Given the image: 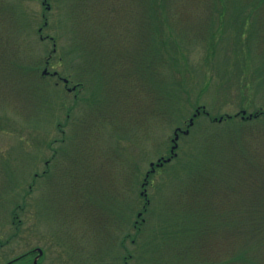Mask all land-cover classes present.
I'll return each mask as SVG.
<instances>
[{
    "label": "rangeland",
    "instance_id": "374dc122",
    "mask_svg": "<svg viewBox=\"0 0 264 264\" xmlns=\"http://www.w3.org/2000/svg\"><path fill=\"white\" fill-rule=\"evenodd\" d=\"M241 110L262 112L241 141L264 162V0H0V240L17 227L20 253L39 206L84 205L91 237L60 263L259 264L233 234L241 193L209 164L239 154L238 124L214 119Z\"/></svg>",
    "mask_w": 264,
    "mask_h": 264
},
{
    "label": "flooded vegetation",
    "instance_id": "af4514ba",
    "mask_svg": "<svg viewBox=\"0 0 264 264\" xmlns=\"http://www.w3.org/2000/svg\"><path fill=\"white\" fill-rule=\"evenodd\" d=\"M49 75L50 73H45ZM57 78L62 81L64 87L70 91L81 90L82 84L76 82L72 84L70 79L59 76ZM67 79V81L65 80ZM44 175V172H42ZM41 177V176H40ZM30 189V187H29ZM23 208V206H18ZM93 211L90 210V207L84 205H70V206H39V218L40 225L38 230V244L30 246L23 250L20 253L14 254L12 249H8V244L12 242L13 237L19 234L18 228L14 234L5 238L4 241L0 240V264H63L60 263V257L57 254H54V251L60 250L66 252L65 249L70 246L77 250V245L81 246L83 242L85 243L91 237L90 228L87 226L92 222ZM16 213V212H15ZM14 214V213H13ZM15 218H18V215L14 214L13 224L16 223ZM17 222H20V219H17ZM112 229L120 228L122 224V211L118 215L117 220H114L109 223L104 221ZM118 223V226L116 225ZM53 224V225H52ZM137 221L135 226H137ZM126 240V235L122 232V236L119 238L118 245L122 250H124V243ZM70 244H68V242ZM7 245V248H3ZM66 256V254H64ZM67 256H69L67 254ZM91 254L84 253L77 256V254H70V259L73 261L71 264H91ZM109 258L102 259L100 261H105V264H126L127 257L124 253L107 255ZM64 257V256H63ZM78 258L82 262L78 263ZM91 259V260H90ZM57 260V261H55ZM77 260V262H75ZM67 264L70 263L66 262Z\"/></svg>",
    "mask_w": 264,
    "mask_h": 264
},
{
    "label": "trees",
    "instance_id": "16d2710c",
    "mask_svg": "<svg viewBox=\"0 0 264 264\" xmlns=\"http://www.w3.org/2000/svg\"><path fill=\"white\" fill-rule=\"evenodd\" d=\"M261 115L262 112L259 111L253 113L251 119L242 117L241 114L237 116H220L222 117L221 122L238 124L237 132L234 131L235 135L233 136V140H231L230 136L225 142L230 148L232 147V151H238L239 154L230 155L224 164H218L217 162L209 164H211L210 171H215V173L225 178V183L228 185L229 190L232 189L234 193L236 191L241 193V195L238 194L240 204L238 203L239 200H237L238 207L241 206V208L237 213L236 228L233 234L239 240L250 243L248 247L244 242V247H246L244 252L248 248H251L252 252L250 253L252 254L251 259H253V262L259 261V264H264V182L259 181V177H261L264 171V162H262L260 155L262 154V150L249 140L246 142L241 141V138L247 134L246 131L249 129V122ZM231 132L233 133L232 129ZM218 143L223 145L222 140H217L216 144ZM239 147L241 151L243 149L242 153L239 151ZM248 173H251V175ZM199 181L196 184H199ZM236 194H234L235 197H237ZM241 261L238 260L239 263Z\"/></svg>",
    "mask_w": 264,
    "mask_h": 264
},
{
    "label": "water",
    "instance_id": "95a60500",
    "mask_svg": "<svg viewBox=\"0 0 264 264\" xmlns=\"http://www.w3.org/2000/svg\"><path fill=\"white\" fill-rule=\"evenodd\" d=\"M44 72H46V69L44 70ZM198 113V111L193 115V116H195L196 114ZM245 111H242V114H243V116L245 115ZM252 115L250 114V115H248V117H251ZM219 120H221V118L219 119ZM193 124V118H190V120H189V125H192ZM179 130V128H177L176 130H175V136H174V138L172 139V141L174 142V144L172 145V147H171V156L170 157H168V158H166V159H162L161 161L160 160H158V162H157V164L156 165H162L163 164V162H168V161H170L171 160V157H173V156H175L176 155V153L174 152V149H176V147H177V139H178V134H177V131ZM189 132V130L188 129H186L185 131H184V133H188ZM150 165L151 166H153L154 165V163H150ZM139 215V214H138Z\"/></svg>",
    "mask_w": 264,
    "mask_h": 264
}]
</instances>
